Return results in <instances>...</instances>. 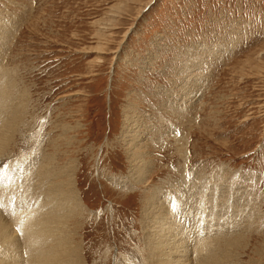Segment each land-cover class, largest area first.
<instances>
[{
  "label": "rangeland",
  "instance_id": "rangeland-1",
  "mask_svg": "<svg viewBox=\"0 0 264 264\" xmlns=\"http://www.w3.org/2000/svg\"><path fill=\"white\" fill-rule=\"evenodd\" d=\"M1 33V162L30 182L33 161H74L78 264L140 262L153 191L207 235L213 216L223 264H264V0H0ZM129 116L151 169L119 184Z\"/></svg>",
  "mask_w": 264,
  "mask_h": 264
},
{
  "label": "bare ground",
  "instance_id": "bare-ground-1",
  "mask_svg": "<svg viewBox=\"0 0 264 264\" xmlns=\"http://www.w3.org/2000/svg\"><path fill=\"white\" fill-rule=\"evenodd\" d=\"M6 37L7 34L4 33V36H2L1 33L0 40H4L5 42ZM2 85L0 84V112H2L1 107H3V103H6L4 102L6 100L2 92ZM4 116L1 118H5ZM125 119H127L128 122L125 127L123 126L122 137L123 142L129 146L128 151H130V153L128 159L132 165L129 164V167L132 168H129L131 170H129L125 176L111 177L115 183L119 184H121V181L129 182L134 180V182H139L144 180L151 169V162L146 161L145 154L140 153V149L144 146L143 143L146 139L145 133H142L141 135L139 131L137 132V119H133V117L130 116ZM5 124L6 121L4 119L0 121V154L6 146H8L10 138L8 133L10 131L5 128ZM11 133L13 134V131H11ZM142 144L143 146H141ZM8 156L10 155L8 154ZM45 160H49V163L42 165L39 164V160L33 161L37 164L35 165L33 175H31L32 181L29 182L28 178V180L24 179L26 175L20 176V173L31 170L30 164H27L26 167V164L23 162V167L20 164V166L12 168L11 165L3 164L0 158V172H2V176L4 172H10L9 184L5 185V180L2 181L3 185L0 183V264H14L13 258L10 259L8 254L13 252V243L14 245L16 243L15 239H17V242L22 241V243L19 244V248L24 252H21L23 257L22 262L20 260L21 257L19 256L21 253L17 252V254L19 253L18 257L16 255L18 259H14L18 264H78L79 262L80 243L78 244L74 241L77 228L74 224L75 227L73 230L68 226V221L70 219H75L74 217H77L76 215L80 214L84 208V205L82 204L83 202L81 203L79 198V192L74 184L75 180L73 179L76 166L74 161L70 160L63 167L58 168L55 164L56 161L54 160V157ZM52 160H54V162H52ZM2 176H0V178ZM25 180L28 182H25ZM197 195L199 196L200 194ZM200 196L199 198H201ZM200 200L201 199H199V201ZM156 201L157 196L153 191V194L146 198L143 203L142 219L144 216L145 249L141 250L139 254L140 262L135 263L223 264V261L219 257H221V253L222 257L225 255L224 251H226V249L223 251L220 250V247V249H218V243L221 239H219L220 236L217 235V225L212 215L211 218L213 222L210 226L212 232L207 235L204 228L201 229V225H203L202 222L207 219V215L204 217L201 216L198 225V220L193 218L194 215L191 217L192 222L189 217L188 219L183 220L176 217L174 219L173 217H170V212H168L169 216L165 213V209L168 207L166 208L164 204L165 208L162 204L157 205ZM200 203L202 202L200 201ZM71 213L73 214L71 215ZM69 216L70 218L68 220ZM186 221L189 225H187V227L184 226V222ZM11 225H16L17 228L20 227L21 229L20 233L17 234L19 236H16V238L11 234L10 230L13 229V226L11 227ZM196 226L200 227L195 237V242L189 245V241L194 236L192 230ZM183 235L186 236V238H184ZM237 242L238 241H236V243ZM228 244L230 248L235 244V241L230 240L225 245ZM191 247H196V249L191 251ZM11 256H15V254Z\"/></svg>",
  "mask_w": 264,
  "mask_h": 264
},
{
  "label": "snow or ice",
  "instance_id": "snow-or-ice-1",
  "mask_svg": "<svg viewBox=\"0 0 264 264\" xmlns=\"http://www.w3.org/2000/svg\"><path fill=\"white\" fill-rule=\"evenodd\" d=\"M0 176H2V172H0Z\"/></svg>",
  "mask_w": 264,
  "mask_h": 264
}]
</instances>
